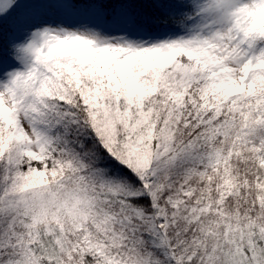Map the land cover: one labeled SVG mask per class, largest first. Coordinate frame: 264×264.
Returning a JSON list of instances; mask_svg holds the SVG:
<instances>
[{"label": "snow or ice", "instance_id": "6c2138e0", "mask_svg": "<svg viewBox=\"0 0 264 264\" xmlns=\"http://www.w3.org/2000/svg\"><path fill=\"white\" fill-rule=\"evenodd\" d=\"M0 264H264V0H0Z\"/></svg>", "mask_w": 264, "mask_h": 264}]
</instances>
